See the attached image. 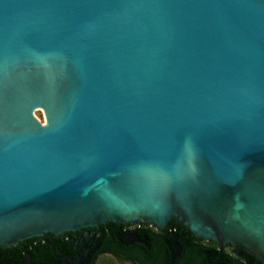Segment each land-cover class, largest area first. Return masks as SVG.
Wrapping results in <instances>:
<instances>
[{
  "label": "water",
  "instance_id": "95a60500",
  "mask_svg": "<svg viewBox=\"0 0 264 264\" xmlns=\"http://www.w3.org/2000/svg\"><path fill=\"white\" fill-rule=\"evenodd\" d=\"M171 217L264 264V0H0V249Z\"/></svg>",
  "mask_w": 264,
  "mask_h": 264
},
{
  "label": "flooded vegetation",
  "instance_id": "af4514ba",
  "mask_svg": "<svg viewBox=\"0 0 264 264\" xmlns=\"http://www.w3.org/2000/svg\"><path fill=\"white\" fill-rule=\"evenodd\" d=\"M117 224L122 229L118 234L105 222L61 236L42 234L37 239H23L20 241L25 244L21 252L22 264H35L38 249L48 257L44 264H104L105 261L118 264H203L201 251L195 249L196 245H201V238L190 235V243L177 247V239L168 221L161 229L140 222ZM136 228L151 230L141 234L135 231ZM163 240L168 241L167 248L161 247Z\"/></svg>",
  "mask_w": 264,
  "mask_h": 264
},
{
  "label": "trees",
  "instance_id": "16d2710c",
  "mask_svg": "<svg viewBox=\"0 0 264 264\" xmlns=\"http://www.w3.org/2000/svg\"><path fill=\"white\" fill-rule=\"evenodd\" d=\"M107 226L117 234L122 231L119 224L106 222ZM147 224V223H146ZM168 226L173 229L174 238L177 239V247H185L191 242L190 235L181 227V225L171 217L168 220ZM153 227V226H152ZM151 228H136L138 233L148 232ZM51 236V235H50ZM168 241L163 240L161 247L167 248ZM25 244L19 242L14 246L0 249V264H22V250ZM41 248V247H40ZM195 249L201 251V261L203 264H258L245 250L240 246L225 244L218 246L214 241L201 238V245H196ZM165 259L167 257L165 255ZM204 259V260H203ZM48 257L42 249L34 257L35 264L47 263Z\"/></svg>",
  "mask_w": 264,
  "mask_h": 264
},
{
  "label": "rangeland",
  "instance_id": "374dc122",
  "mask_svg": "<svg viewBox=\"0 0 264 264\" xmlns=\"http://www.w3.org/2000/svg\"><path fill=\"white\" fill-rule=\"evenodd\" d=\"M104 264H118V263H116L114 261L113 262L112 261H110V262L109 261H105Z\"/></svg>",
  "mask_w": 264,
  "mask_h": 264
}]
</instances>
